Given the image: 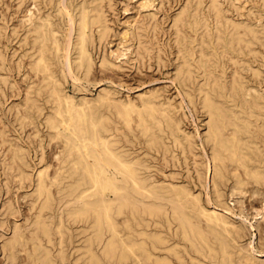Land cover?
<instances>
[{
    "label": "bare ground",
    "instance_id": "1",
    "mask_svg": "<svg viewBox=\"0 0 264 264\" xmlns=\"http://www.w3.org/2000/svg\"><path fill=\"white\" fill-rule=\"evenodd\" d=\"M16 3L27 6L11 27L19 52L12 51L17 59L9 64L26 84L8 109L20 132L29 127L34 158L29 162L30 152L1 120V229L13 216L7 232L0 231L5 264H264L243 241L244 227L207 196L205 206L192 187H204L209 175L213 200L221 202L231 180L230 196L260 194L258 205L250 202L251 216L264 218V0H180L169 13L174 78L206 116L200 138L207 155L196 152L195 134L183 128L182 105L158 89L137 98L105 88L96 97L65 89L69 78L81 88L95 58L100 70L127 50L138 63H159L162 27L154 0H140L146 11L121 33L107 17L112 0ZM7 26L0 15V40ZM113 36L120 46L111 61L105 50L114 52ZM7 59L0 47V97L5 85H15ZM39 122L55 155L42 167ZM148 155L185 174L178 175L181 168L153 177ZM10 181L33 189V210L23 222L6 194ZM261 230L264 239V225Z\"/></svg>",
    "mask_w": 264,
    "mask_h": 264
},
{
    "label": "rangeland",
    "instance_id": "2",
    "mask_svg": "<svg viewBox=\"0 0 264 264\" xmlns=\"http://www.w3.org/2000/svg\"><path fill=\"white\" fill-rule=\"evenodd\" d=\"M112 3L113 8L108 11L107 17L111 28L113 29L112 31L117 33H121L127 25L131 24L136 18L141 15V13H143V11H146L147 9L146 7H140V0H112ZM154 4L155 5L151 8L156 11L157 19L162 27V30L160 31V40L162 42L164 40L167 42H161L162 49L160 52L161 55H163L161 58L162 60L160 61L161 63H157L154 58L149 59L150 61H146L143 64L138 63L137 60L132 57L134 53H130V50H127L126 54H119L113 61L114 54L118 53V49L116 48L117 46H120V43L117 45V42L119 40L117 36H113L112 38H114V41L110 42L109 46L114 49V52L108 53V47L105 51L106 54H108V56L110 57L111 61L116 62V64H111L109 65V67L100 70L97 58H95L93 70L88 77L89 79H81L79 81V86L81 88L75 86L71 82V78H69L64 83L65 89L74 96L85 95L89 97H96L98 92L102 91L104 88L109 90L112 89L116 90V94L123 98L127 96L131 98H137L140 94L148 89H158L174 103H180L182 105L181 108L185 113H180V116H182L181 122L183 128L195 134L196 140L198 142V145H196V152L198 149L199 152L204 151V153H206L205 146L200 138V135L206 130V116L197 104L195 105V107H192V105L188 102V99L184 93V89L174 78V57L176 52L173 42L170 41L171 44L168 42L171 29L169 13L177 8V6L180 4V0H154ZM26 6L27 4H23L18 8L16 0H1L0 2V15L3 16V19L7 21L8 24L6 29L7 33L0 40V47L3 48L6 57L8 58V62L6 64L11 67V70L9 71L11 73L10 80L15 82V85L13 87L10 84L8 86L5 85L3 93L4 96L1 95L0 97V124L1 120L6 124L8 132L10 133L9 135L11 137H19L21 143L30 152L27 157L29 162L33 163L34 149L32 146L33 144L30 141V139H32V135L31 137L27 136V133L30 132L29 127L26 126L22 130V132H20L18 124L13 120L12 117L14 116L12 114L14 108H12L11 111L10 109H8L9 106H12L14 103L21 100L24 95L26 84L23 80V75L21 73H17L13 66H10V64L14 63L13 60L17 59L16 54H12L13 58L11 57L12 60L10 59V56H12V51L15 50V53L16 51L17 53L19 52L18 38L16 37V35L15 37H13L14 34H10L11 27L18 25V18H20ZM30 6L33 7L32 5ZM99 51H101V49ZM38 125L40 135L39 137H43L44 147L42 152L43 156H40L41 153L38 152L36 159H43L42 162H37L38 167H42V164L45 161H47V163H53L55 161V155L53 154L54 144L53 140L48 141V136H46V128L40 122L38 123ZM204 153L202 152V154ZM147 157L149 158L150 156L148 155ZM152 158L153 157H150L148 159V162L151 164L149 168L151 169L153 177L155 176L159 179H165L170 176V173L172 171H178V169L182 168V166H176L177 164L172 163H170L168 166H163L161 165L162 162L161 160H159L158 156H156L158 161ZM154 163L156 164L154 165ZM52 167L53 164L49 166L50 171L52 170ZM179 171L181 172H179L180 174L178 173V175L183 176L185 174V168H182ZM1 172L2 168L0 166V211L2 209L1 204L4 195V190L2 189L3 174ZM207 178H205L204 187L200 184V182H197L196 186H193L192 184L195 192H200L203 204L209 207L210 204L213 205L216 203L215 206L220 209L223 208L222 211L224 213L228 211L226 214L229 216V218L232 219L233 222H236L244 227L243 241H250L251 245H249L253 248L252 254L254 255L255 253V256L257 258L262 256V258L260 259H264V239L260 237L263 233L261 229L264 225V218L260 214L256 215L255 217L251 216V213L254 212V209L251 208L250 203L252 202L253 205H258L260 194H258L257 192L250 194V191L247 190L244 193L230 196V180L223 188V191L225 192L224 195L227 198L223 195V201L215 202L213 200L212 191L210 188L211 185L208 181L209 175ZM11 182L12 181H10L9 184V192L6 194L9 200L17 208L15 219H17L19 222H23L30 211L33 210V204L35 200L29 195L33 189L27 184L18 186L15 181H13L12 183ZM206 196L211 201L210 204H208L207 200L205 199ZM242 207H244V209ZM2 217L3 214L0 213V231L4 229L3 231L7 232L6 230L9 229L8 226H10L13 216H6L3 219L5 222V226L3 229H1ZM22 256L23 252L21 251L19 252V257L22 258ZM0 264H5L1 250Z\"/></svg>",
    "mask_w": 264,
    "mask_h": 264
}]
</instances>
